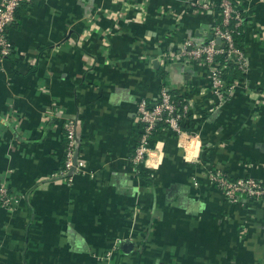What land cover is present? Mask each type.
Masks as SVG:
<instances>
[{
	"label": "crops",
	"instance_id": "crops-1",
	"mask_svg": "<svg viewBox=\"0 0 264 264\" xmlns=\"http://www.w3.org/2000/svg\"><path fill=\"white\" fill-rule=\"evenodd\" d=\"M218 1L25 0L0 60V181L18 198L0 207V264H264V204L230 203L207 176L264 182V0H233L247 70L225 103L202 62L159 63L212 38L199 7ZM160 69L195 127L156 132L142 180L137 104ZM67 120L85 163L70 183L52 177Z\"/></svg>",
	"mask_w": 264,
	"mask_h": 264
},
{
	"label": "built area",
	"instance_id": "built-area-1",
	"mask_svg": "<svg viewBox=\"0 0 264 264\" xmlns=\"http://www.w3.org/2000/svg\"><path fill=\"white\" fill-rule=\"evenodd\" d=\"M25 0H0V60L6 59L12 53V45L7 36V28L15 21V12ZM195 6V5H194ZM217 7L220 11L221 22L214 23L211 28L212 39L201 44L185 42L179 50L167 57L163 55L159 63L179 62L189 64L193 61H200L205 64L210 72V93L217 99V103H225L236 82L227 84L223 78L224 71L229 64L235 65L237 69L245 74L247 60L242 49L236 46L234 35L243 24V12L239 5L233 0H219L217 4L210 7L200 5L201 10H210ZM219 39V44L215 43ZM218 46V47H217ZM223 56L222 62L216 59ZM165 62V63H166ZM152 103V106L149 104ZM190 103L185 101L180 112H177L170 87L163 86L158 97L153 102L141 99L137 104L139 125H142L138 143L134 149L131 161L135 166L148 164L151 154V138L157 123L162 122L167 128L183 136L180 122L186 118L189 112ZM63 138L65 141L64 161L62 168L52 177L61 178L71 182L72 177L82 172L85 167L83 158L78 153L79 142L75 133V124L67 120L63 126ZM208 180L211 185L221 191L226 200L230 203H237L240 200L261 201L264 204V182L254 178H230L217 170H208ZM10 191L6 178L0 181V207L12 212L17 205L18 198Z\"/></svg>",
	"mask_w": 264,
	"mask_h": 264
},
{
	"label": "trees",
	"instance_id": "trees-1",
	"mask_svg": "<svg viewBox=\"0 0 264 264\" xmlns=\"http://www.w3.org/2000/svg\"><path fill=\"white\" fill-rule=\"evenodd\" d=\"M24 4H25V1H23V3H21L20 6L17 8V10L15 12V21L12 23V25H14L15 23H17V20H18V17H19V11H20L21 7ZM214 9H215V22L216 23H220L221 22L220 11H219V9L217 7H215ZM234 39H235L236 46L239 47L240 49H242L241 44L245 41L244 22H243L242 26L237 30V34L234 35ZM10 57H11V54L6 58V60L10 59ZM216 61L217 62H222L223 61V56L218 57L216 59ZM159 73H160V77L162 79L161 86H160V89H161L163 86H167L168 83L166 82V79H165V72H164V70L163 69H160L159 70ZM244 77H245V74H242L237 69V67L235 65H232V64H229L228 65V67L224 71V75H223V78H224V80H225V82L227 84H230L233 81L240 80V79H242ZM160 89H159V91H160ZM170 92H171V95L173 96V101L175 103L177 112H180L181 109H182L183 104L186 101V98L183 97V96H181L180 94H178L177 90H174L172 88H170ZM149 106H152V103H150ZM141 127H142V125H139V128H141ZM194 127H195V125L193 124V121L190 119L189 116H186V118L180 122V128H181L182 132H184V133H191L192 130L194 129ZM163 130L170 131L167 128V125L166 124H164L162 122L157 123L156 128H155V130H154V132L152 134L151 142H152V139H153L154 134L156 132H158V131H163ZM140 133H141V129H140ZM174 135L177 136V134H175V133H174ZM150 147H152V143L150 144ZM64 149H65V141H64ZM63 161H64V153L62 155V162H61L60 169L62 168ZM144 169H145L144 166H142V165L141 166H138L139 175L142 178V180H143V177H146L145 174L143 173L144 172L143 171Z\"/></svg>",
	"mask_w": 264,
	"mask_h": 264
},
{
	"label": "water",
	"instance_id": "water-1",
	"mask_svg": "<svg viewBox=\"0 0 264 264\" xmlns=\"http://www.w3.org/2000/svg\"><path fill=\"white\" fill-rule=\"evenodd\" d=\"M212 38L211 37H209V40H211ZM219 39H215V43L218 45L219 44ZM218 47V46H217ZM158 63V62H157Z\"/></svg>",
	"mask_w": 264,
	"mask_h": 264
}]
</instances>
